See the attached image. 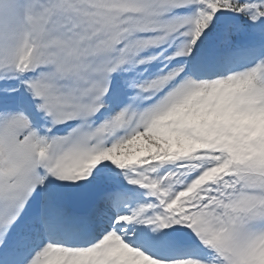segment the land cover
<instances>
[{
	"label": "snow or ice",
	"instance_id": "obj_1",
	"mask_svg": "<svg viewBox=\"0 0 264 264\" xmlns=\"http://www.w3.org/2000/svg\"><path fill=\"white\" fill-rule=\"evenodd\" d=\"M0 264H264V0H0Z\"/></svg>",
	"mask_w": 264,
	"mask_h": 264
}]
</instances>
